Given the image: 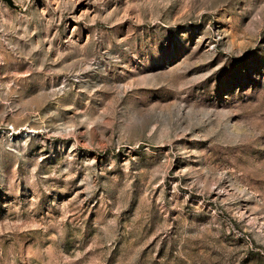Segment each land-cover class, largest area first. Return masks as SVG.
Listing matches in <instances>:
<instances>
[{
    "label": "rangeland",
    "instance_id": "1",
    "mask_svg": "<svg viewBox=\"0 0 264 264\" xmlns=\"http://www.w3.org/2000/svg\"><path fill=\"white\" fill-rule=\"evenodd\" d=\"M0 0V264H264V0Z\"/></svg>",
    "mask_w": 264,
    "mask_h": 264
},
{
    "label": "water",
    "instance_id": "2",
    "mask_svg": "<svg viewBox=\"0 0 264 264\" xmlns=\"http://www.w3.org/2000/svg\"><path fill=\"white\" fill-rule=\"evenodd\" d=\"M9 2V4L13 5V1L12 0H7Z\"/></svg>",
    "mask_w": 264,
    "mask_h": 264
}]
</instances>
